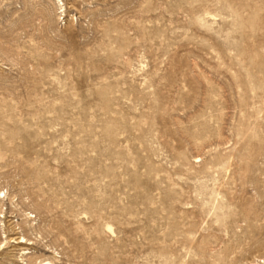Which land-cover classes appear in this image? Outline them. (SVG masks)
Here are the masks:
<instances>
[{
    "label": "rangeland",
    "instance_id": "1",
    "mask_svg": "<svg viewBox=\"0 0 264 264\" xmlns=\"http://www.w3.org/2000/svg\"><path fill=\"white\" fill-rule=\"evenodd\" d=\"M0 264H264V0H0Z\"/></svg>",
    "mask_w": 264,
    "mask_h": 264
},
{
    "label": "bare ground",
    "instance_id": "2",
    "mask_svg": "<svg viewBox=\"0 0 264 264\" xmlns=\"http://www.w3.org/2000/svg\"><path fill=\"white\" fill-rule=\"evenodd\" d=\"M22 242H24V239H23V240H21V241H19V242H17V243H22Z\"/></svg>",
    "mask_w": 264,
    "mask_h": 264
}]
</instances>
